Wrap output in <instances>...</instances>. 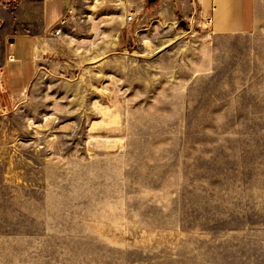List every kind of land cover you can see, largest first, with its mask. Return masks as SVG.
I'll return each mask as SVG.
<instances>
[{"label":"rangeland","instance_id":"374dc122","mask_svg":"<svg viewBox=\"0 0 264 264\" xmlns=\"http://www.w3.org/2000/svg\"><path fill=\"white\" fill-rule=\"evenodd\" d=\"M75 2L0 90V264H264V24Z\"/></svg>","mask_w":264,"mask_h":264},{"label":"crops","instance_id":"0c3cea01","mask_svg":"<svg viewBox=\"0 0 264 264\" xmlns=\"http://www.w3.org/2000/svg\"><path fill=\"white\" fill-rule=\"evenodd\" d=\"M16 0H0L1 52L0 70L4 73L7 90L14 96L23 95L37 76L39 66L44 62L41 48L57 39L53 30L67 19L69 10L76 0H22L13 8ZM108 3V0H104ZM114 4V0H109ZM138 1L123 0L121 8L125 13L135 10L138 23ZM164 3L165 12L171 9L182 11L192 23V14L197 13L196 22L204 27L207 18L212 19L210 31L213 36L248 35L264 24V0H202L194 5V0H158L150 4ZM65 24V22L63 23ZM194 26V25H193Z\"/></svg>","mask_w":264,"mask_h":264},{"label":"built area","instance_id":"2783aa9c","mask_svg":"<svg viewBox=\"0 0 264 264\" xmlns=\"http://www.w3.org/2000/svg\"><path fill=\"white\" fill-rule=\"evenodd\" d=\"M202 0H194V5H197L198 3H200ZM135 15H136V12L135 10H131L128 14H127V22L131 23L135 20ZM192 23H196V17H197V13H196V10L194 12V14H192ZM64 22H62L61 24H63ZM211 24H212V19L211 18H207L205 19L204 21V28L206 30H208V33L210 35H213V33L210 31V27H211ZM54 36H60L61 34V30L60 28H56L55 30H53V33H52ZM2 69L0 70V90L4 91L6 90V87L5 86V82H4V73H1Z\"/></svg>","mask_w":264,"mask_h":264},{"label":"water","instance_id":"95a60500","mask_svg":"<svg viewBox=\"0 0 264 264\" xmlns=\"http://www.w3.org/2000/svg\"><path fill=\"white\" fill-rule=\"evenodd\" d=\"M158 0H148V3L149 4H153V3H155V2H157ZM179 26H181V27H183V28H187V23L185 22V21H181L180 23H179Z\"/></svg>","mask_w":264,"mask_h":264},{"label":"trees","instance_id":"16d2710c","mask_svg":"<svg viewBox=\"0 0 264 264\" xmlns=\"http://www.w3.org/2000/svg\"><path fill=\"white\" fill-rule=\"evenodd\" d=\"M22 0H16L14 3H12L11 5L13 6V8H16L19 4H20V2H21Z\"/></svg>","mask_w":264,"mask_h":264}]
</instances>
